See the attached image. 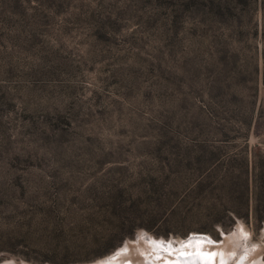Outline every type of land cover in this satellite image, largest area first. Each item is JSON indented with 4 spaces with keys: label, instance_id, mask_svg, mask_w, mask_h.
Returning a JSON list of instances; mask_svg holds the SVG:
<instances>
[{
    "label": "rangeland",
    "instance_id": "obj_1",
    "mask_svg": "<svg viewBox=\"0 0 264 264\" xmlns=\"http://www.w3.org/2000/svg\"><path fill=\"white\" fill-rule=\"evenodd\" d=\"M263 215L264 0H0V263L264 264Z\"/></svg>",
    "mask_w": 264,
    "mask_h": 264
},
{
    "label": "bare ground",
    "instance_id": "obj_2",
    "mask_svg": "<svg viewBox=\"0 0 264 264\" xmlns=\"http://www.w3.org/2000/svg\"><path fill=\"white\" fill-rule=\"evenodd\" d=\"M200 241L204 243L201 244ZM218 244L206 235L191 234L184 241L166 242L141 234L136 241L129 242L128 245L96 264H213L211 261L222 252L220 251L222 246ZM213 253L214 256L211 255ZM0 264L15 263L5 261Z\"/></svg>",
    "mask_w": 264,
    "mask_h": 264
},
{
    "label": "trees",
    "instance_id": "obj_3",
    "mask_svg": "<svg viewBox=\"0 0 264 264\" xmlns=\"http://www.w3.org/2000/svg\"><path fill=\"white\" fill-rule=\"evenodd\" d=\"M249 122H250V119H247V121H246L247 125H248ZM258 162H259V161H258ZM257 165H258V163L255 161V158H253V159H252V170H254V173H253V177H252V182L254 183V185H253V186H254V189H255V187L257 186V174H256V171H255V169L258 170ZM116 204H117V205H114L113 207L117 208V207H120V206H121L119 201H117ZM262 217H264V215H263ZM109 248H110V247H109ZM107 249H108V248H107ZM107 249H105V251H106Z\"/></svg>",
    "mask_w": 264,
    "mask_h": 264
},
{
    "label": "snow or ice",
    "instance_id": "obj_4",
    "mask_svg": "<svg viewBox=\"0 0 264 264\" xmlns=\"http://www.w3.org/2000/svg\"><path fill=\"white\" fill-rule=\"evenodd\" d=\"M199 243H201V244H203L204 243V241H200ZM181 255H184L183 253H181ZM212 256H214L215 254L213 253V254H211Z\"/></svg>",
    "mask_w": 264,
    "mask_h": 264
}]
</instances>
